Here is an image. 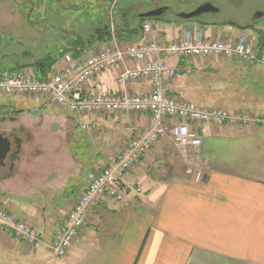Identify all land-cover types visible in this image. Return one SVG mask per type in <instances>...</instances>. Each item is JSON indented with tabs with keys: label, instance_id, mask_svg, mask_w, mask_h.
Returning <instances> with one entry per match:
<instances>
[{
	"label": "crops",
	"instance_id": "crops-1",
	"mask_svg": "<svg viewBox=\"0 0 264 264\" xmlns=\"http://www.w3.org/2000/svg\"><path fill=\"white\" fill-rule=\"evenodd\" d=\"M54 7L53 4V11ZM150 10L153 9L146 12ZM105 12L108 10L102 13ZM166 14V20L151 21L149 35H126L123 26L120 34L107 42L124 45L155 37L167 43L177 40L186 27L201 28L215 38L238 36L243 31L236 28H241L238 24L209 23L208 17L194 18L189 23L185 19H169ZM94 47L97 45L82 53ZM212 58L207 61L168 58L172 66L190 67L189 64L195 63L204 66H196L188 75L167 79L165 93L198 107L241 112L261 121H250L244 126L193 124L201 138V144L193 151L177 147L168 135L157 139L123 176V184L131 188L125 202L99 195L93 202L88 224L80 229L61 257L51 253L50 243L54 228L74 195L38 209L26 199L27 187L16 185L17 180L10 176L11 169L3 171L0 201L9 210L26 216L36 227L40 241L24 248L0 230V264H264V67L222 56ZM64 65L60 57L50 72ZM120 71V68L103 71L89 84H99L107 93L149 92V81L122 83L117 79ZM131 114L132 120L120 118L114 119L116 124L106 123L112 127L123 125L125 130L118 134L114 131L109 137L110 145L106 144L105 151L96 150V155L118 151L123 139L150 121L149 113ZM0 133L9 139L14 135L3 128ZM102 164L103 159L99 158L96 165ZM167 164L168 174L163 178L156 176ZM65 171L71 178H81L82 170L76 165ZM40 174H36L34 181L43 177ZM52 182H46L43 188L48 193H61L67 185ZM75 184V193L82 190L85 175L83 181ZM12 185L15 187L9 188ZM138 187L140 192L136 190Z\"/></svg>",
	"mask_w": 264,
	"mask_h": 264
},
{
	"label": "rangeland",
	"instance_id": "rangeland-1",
	"mask_svg": "<svg viewBox=\"0 0 264 264\" xmlns=\"http://www.w3.org/2000/svg\"><path fill=\"white\" fill-rule=\"evenodd\" d=\"M142 1L143 0H0V71H10L12 69L25 67L33 69L30 64L34 60L45 56H50L57 60L62 57L64 61V54L67 53L65 49L68 47L64 45V43L70 39L72 34L75 35V33H79L83 36L89 35L95 29L93 26L100 25H107L110 30L111 24L113 25L115 33L116 22H118L116 9L129 3L132 10L138 11L145 7L142 8ZM145 1L146 3H152L153 9L168 7L170 10L166 15L169 19H175L176 14L190 12L199 5L208 2L218 8V11L215 13L210 12L201 15L202 18L208 17L207 20L209 23L218 24L219 22L230 19L239 26L244 27L246 25H252L250 28L236 27L243 31L239 33L238 36L228 35V37L236 38L244 36L248 41L255 44H258L261 39H264V37H259L257 34V31H264V0ZM115 2L116 5H114ZM53 4L55 6L54 11L52 9ZM104 10H108V12L103 14L102 12ZM259 13L263 14L256 16ZM194 20L195 19H186L189 23ZM198 29L186 27L183 29L180 37L184 34L187 35L191 33V31L195 32V30ZM222 38H226V36ZM61 40L65 42L63 43ZM97 43L98 42L93 43V45H97V47H94L95 49H92L90 53H94L99 47ZM99 44H101V42H99ZM127 44L128 43L117 45L125 47ZM212 56L214 55L206 57L188 56L184 58L203 59V61H207L209 58L212 60ZM72 57L74 56L72 55ZM224 58L235 60L240 63L261 65L264 67V61L242 62L235 57ZM131 63H133V65ZM136 64L137 63L129 61L126 63V66H136ZM198 65V63L192 66L189 64L190 67L186 65L188 74L190 73L189 70H193ZM201 66L204 65L200 64L199 67ZM120 73L121 71L118 73V80ZM92 80L90 82H92ZM119 81L122 83L126 82ZM88 85L95 88V84ZM97 86L101 87L99 84ZM103 92H105V90H103ZM221 110L230 115L245 114L241 112L236 114L234 112L230 113L224 109ZM133 115L134 114L129 112L81 114L79 111L52 103L49 97L45 95L37 93H0V128L7 129L12 134L16 135V138H19V147L13 142L16 140L15 138L10 140L12 147L4 159V164H2L3 166L1 167L5 168H0V174H2L3 171L7 172V170L11 169L13 175L10 174V176L17 180L16 185L21 184L27 187L26 199L28 201H33L38 206V209H41L43 205L46 207L48 203L56 202L59 204L64 199H69L70 196L74 195L72 204L64 209L63 216L57 222L52 239L61 231L63 224L66 222L65 218L67 213L78 200L79 194L85 189L87 181L89 180V175L108 163L116 153L115 150L113 152L110 150L106 153L101 152L98 153V155L94 153L98 149L100 151L101 149L105 151L106 144L110 145L111 138L109 137L113 135L114 131L118 134L120 130H125L123 125L114 126V128L112 124L106 123L116 124L117 121L114 119L120 118H127L129 121L130 119L132 120ZM246 115L252 118L249 114ZM108 139H110V141H108ZM125 139L121 141L120 148ZM12 152L15 153L13 158L10 157ZM99 158L103 159V164L101 166L96 165ZM72 165H76L82 170L80 179L77 177L71 178L70 174L65 171L71 168ZM169 167V164H167L166 167H162L163 170L156 172V176L160 178L166 176ZM37 173H42L40 174V178L43 177L41 179L38 177V179L34 181V177L38 176L36 175ZM84 175L85 186L82 190L75 193V187H77L75 182L79 180L83 181ZM62 176L63 178L60 180ZM48 181H53L52 183L61 182V186L67 185L61 193H48L46 189H43ZM13 187L15 186L12 185V187L9 188ZM136 190L140 192L141 189L138 187ZM127 195L123 196L122 199H113L119 203H123L127 199ZM93 202H91L92 205ZM19 224H23L25 228H29L31 231L37 230L26 216L9 210L6 205L0 201V230L21 243L24 248L35 246L36 242L39 240L38 237H36L38 240L36 239L37 241L35 242H30L26 238L22 240L18 238L16 233L18 232L17 225ZM87 224L88 222H85L82 227ZM79 231L71 241L69 247L79 235ZM51 253L56 257H61L52 251Z\"/></svg>",
	"mask_w": 264,
	"mask_h": 264
},
{
	"label": "built area",
	"instance_id": "built-area-1",
	"mask_svg": "<svg viewBox=\"0 0 264 264\" xmlns=\"http://www.w3.org/2000/svg\"><path fill=\"white\" fill-rule=\"evenodd\" d=\"M114 39V28L110 27ZM143 34L152 32V24H142ZM222 55L237 58L242 62H263L264 49H259L246 37L215 38L201 29L182 35L177 40L162 43L155 37L146 41L128 43L120 47L117 43L101 42L94 53H81L72 57L64 54L65 65L46 77L40 78L30 67L0 71V93H37L48 96L52 103L67 107L81 114L149 113L147 125L135 129L116 151L112 159L89 175L85 189L67 213L62 229L52 239L50 248L58 256L66 253L77 232L90 219L91 206L99 195L122 199L131 188L122 179L148 148L159 138L168 135L172 142L184 150L193 151L201 144V138L193 124L242 125L257 121L246 114L230 115L221 109L198 107L195 103L167 95L164 83L173 76L188 73L186 67L170 65L171 57H206ZM137 63L126 66L127 62ZM121 69L119 80H147L150 90L144 94L125 91L106 93L102 87H90L89 82L99 73L109 69ZM24 224V223H23ZM17 225L19 239L35 242V230ZM37 239V240H36Z\"/></svg>",
	"mask_w": 264,
	"mask_h": 264
},
{
	"label": "trees",
	"instance_id": "trees-1",
	"mask_svg": "<svg viewBox=\"0 0 264 264\" xmlns=\"http://www.w3.org/2000/svg\"><path fill=\"white\" fill-rule=\"evenodd\" d=\"M114 5H116V2ZM142 5H143L142 8L144 6L145 7L138 11L132 10L129 3H126L122 7H118L116 9V14H117V17H119V22H116V29H115L116 34L114 33L115 37L117 36V34H120L119 31L122 29L123 26L125 27L123 32L126 33V35L138 36L140 33H143L142 24L144 22H151L152 20L165 19L164 15L161 17H149V18L140 17L141 13L146 12V10L153 9L152 3H146L145 0L142 1ZM169 10L170 9L168 8L167 11ZM167 11L165 13H167ZM137 13H139V15ZM174 20H184V19H181L176 14V17ZM218 24L236 25L235 22H233L230 19L219 22ZM241 27L250 28L252 27V25L251 26L246 25L244 27L243 26ZM257 34L259 37H264V31L262 30L257 31ZM110 38H111V31L109 30L107 25H100V26H97L93 30V32L89 35L83 36L79 33H75V35L72 34L70 39L64 43V45L68 46L67 49H65V51L67 52L70 51L74 57H77L83 51L91 48L93 46V43L105 42V41H108ZM256 45L259 49H264V39H261L260 42H258V44ZM55 60L56 59H53L50 56H45L43 58H38L34 60L30 65L33 67V70L37 73V75L40 78H44L51 71Z\"/></svg>",
	"mask_w": 264,
	"mask_h": 264
},
{
	"label": "water",
	"instance_id": "water-1",
	"mask_svg": "<svg viewBox=\"0 0 264 264\" xmlns=\"http://www.w3.org/2000/svg\"><path fill=\"white\" fill-rule=\"evenodd\" d=\"M167 7H158L155 8L153 10L147 11L145 13L140 14V17H144V18H149V17H161L165 14V12L167 11ZM218 11V8L214 7L213 5H211L208 2H205L201 5H199L196 9L184 13H178L177 16L180 17L181 19H194L197 18L198 16L204 14V13H215ZM263 14V13H261ZM260 13L257 14L256 16H260ZM264 15V14H263ZM16 142V146L19 147L18 143H19V139L16 138L15 140ZM10 145H11V141L7 136H3L0 133V165L3 164V161L6 157V155L8 154V152L10 151ZM15 156V153L12 152L10 154V157L13 158Z\"/></svg>",
	"mask_w": 264,
	"mask_h": 264
},
{
	"label": "flooded vegetation",
	"instance_id": "flooded-vegetation-1",
	"mask_svg": "<svg viewBox=\"0 0 264 264\" xmlns=\"http://www.w3.org/2000/svg\"><path fill=\"white\" fill-rule=\"evenodd\" d=\"M201 17V15L198 17V18H200ZM9 138V137H8ZM10 138H12V139H16V137L14 136V135H12ZM11 140V139H10ZM14 143H15V145H16V142H15V140L13 141ZM11 147H12V144L10 145V149H11Z\"/></svg>",
	"mask_w": 264,
	"mask_h": 264
},
{
	"label": "bare ground",
	"instance_id": "bare-ground-1",
	"mask_svg": "<svg viewBox=\"0 0 264 264\" xmlns=\"http://www.w3.org/2000/svg\"><path fill=\"white\" fill-rule=\"evenodd\" d=\"M254 120L261 121V119H256L255 117H252Z\"/></svg>",
	"mask_w": 264,
	"mask_h": 264
}]
</instances>
